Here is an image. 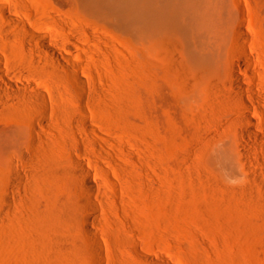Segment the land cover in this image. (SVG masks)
<instances>
[{
  "label": "rangeland",
  "instance_id": "obj_1",
  "mask_svg": "<svg viewBox=\"0 0 264 264\" xmlns=\"http://www.w3.org/2000/svg\"><path fill=\"white\" fill-rule=\"evenodd\" d=\"M0 2L24 24L55 34L52 42L73 59L87 82L82 92L67 70L60 78L32 76L37 86L53 84L57 92L44 105L45 116L32 109L5 82H26V65L32 61L15 38L24 36L6 24L0 9V64L5 70L0 77V264H264V145L240 137L248 155L244 160L232 148L241 129L264 132V112H250L259 122L254 127L243 116L245 107L228 104L222 95L200 115L187 110L171 85L163 89V98L153 99L151 68L138 67L130 34L89 10L84 0ZM242 7L264 59V0H243ZM68 30L80 36L73 40L76 48ZM103 32L115 39L119 51L101 61L93 34ZM132 90L129 107L115 112L118 93ZM67 91L76 92L79 103L85 97L94 118L114 134L111 143H122L123 154L103 141L95 142L94 154L76 141L59 113ZM66 104L73 107L72 116H81L79 105L69 99ZM36 118L52 119L53 127L36 128ZM221 149L239 161L219 159ZM97 151L118 158L121 165L106 167ZM70 158L84 161L100 186L90 194L99 209L89 222L84 175ZM9 194L14 199L7 203ZM65 205L73 210L58 221Z\"/></svg>",
  "mask_w": 264,
  "mask_h": 264
},
{
  "label": "bare ground",
  "instance_id": "obj_2",
  "mask_svg": "<svg viewBox=\"0 0 264 264\" xmlns=\"http://www.w3.org/2000/svg\"><path fill=\"white\" fill-rule=\"evenodd\" d=\"M84 4L89 10L110 21L120 32L130 34L138 56V67L151 68L150 90L153 99L163 98V89L171 85L178 89L179 97L187 110L200 115L210 110L209 104L216 99V96L219 98V95H222L228 104L239 102L245 107L243 116L250 126L259 125L256 116L250 112L259 110L264 112V59L255 47L251 27L246 24L243 0H84ZM0 9L6 16V24L24 36L23 38L15 35V38L23 43V48L28 50L25 54L26 58L32 61L26 65L28 74L26 82L21 85H15L8 80L5 82L26 97L32 109L45 116L43 107L56 92L53 84L49 86V90L37 86L36 77L32 76L50 73L52 77L60 78L62 71L67 70L75 86L82 92L85 91L87 82L77 72L73 59L66 56L57 48V44L52 42L51 38L56 36L55 34L24 24L19 17L8 11V6L3 2H0ZM68 31L70 45L78 46L73 40L79 41L80 36L75 31ZM93 38L94 46L101 52L99 57L101 61L108 60V54L116 55V51H119L115 39L108 33H94ZM34 48L43 53L35 54ZM68 48L73 51L71 47ZM43 62L58 67H50ZM4 71L0 64L1 78L4 76ZM132 91L124 92L125 94L118 93L116 102L119 106L115 112L118 113L129 107L130 94H135V90ZM76 95V92L63 93V103L59 106V113L70 124L76 141L94 154L97 150L93 147L95 142L100 144L102 141L110 144L118 155L123 154L122 143L118 142V145L111 143L115 141L114 134L94 118L85 97L82 96V102L79 103L75 100ZM68 99L79 105L81 116H72L74 109L66 104ZM33 126L40 129L51 128L53 120L36 118L33 120ZM36 134L41 137L39 131ZM240 137L254 139L256 147L260 144L264 145V132L241 129L233 137L232 148L241 152L244 156L243 160L248 155ZM98 154L104 165H121L118 158H107L101 152ZM216 156L230 163L236 164L239 161L238 156L230 150H217ZM70 160L84 175V204L89 211L86 216V221L89 222L99 209L90 194L99 191L100 186L92 179L91 170L84 161L73 158ZM105 166L103 167L105 176L112 181V172ZM45 171L48 172V169H44ZM13 199V195L9 194L5 200L10 203ZM63 208L62 211V208H57L62 214L64 213L58 221L62 220L61 218L65 221V215L68 214V218L73 210L71 205ZM3 215L4 212H0L1 218ZM51 221L54 219H50ZM54 224L53 226H57L59 222L57 225ZM34 228H36L35 224ZM34 233L36 236L35 231ZM92 233L94 236V231ZM35 238L39 239L37 236ZM142 256V258L147 257L143 254ZM97 259L103 261L102 253H97Z\"/></svg>",
  "mask_w": 264,
  "mask_h": 264
}]
</instances>
